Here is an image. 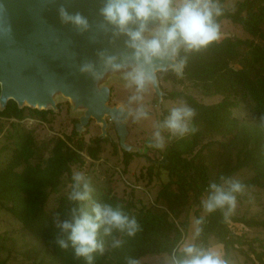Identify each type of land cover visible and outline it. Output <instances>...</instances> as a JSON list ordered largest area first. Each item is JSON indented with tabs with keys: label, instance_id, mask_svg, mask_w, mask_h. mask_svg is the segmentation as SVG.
<instances>
[{
	"label": "trees",
	"instance_id": "obj_1",
	"mask_svg": "<svg viewBox=\"0 0 264 264\" xmlns=\"http://www.w3.org/2000/svg\"><path fill=\"white\" fill-rule=\"evenodd\" d=\"M226 1L221 0L225 14L219 22L229 20L239 25L248 37L222 36L217 44L189 55L182 77L168 72L160 78L163 99L182 98L196 110L193 124L197 131L168 141L162 151L155 149L156 159L148 152L121 149L125 174L135 155L145 158L136 181L150 188L159 181L155 202L144 204L136 195V185L119 195L112 179L109 185L93 184L96 199L123 205L142 228L135 237H123L122 247L96 255L94 264H125L129 256L138 258L141 264H151L145 259L158 257L156 264H162L161 258L189 230L188 215L184 220L181 216L193 205H198L196 217L201 216V195L208 182L221 174L237 177L244 171L252 173L241 180L247 187L238 199L251 203L264 192V128L260 121L264 115V0L238 1L232 8L225 6ZM163 83H171L172 88ZM189 89L219 100L205 102ZM242 104L251 114L248 121L234 114ZM167 110L163 109L164 117ZM50 112L20 108L14 100L0 108V209L16 225L4 231V239L16 243L10 235L14 232H20L22 240L25 236L32 238L21 251L0 244V250L8 253L0 264H86L75 258L71 249L63 251L49 243L55 234L53 216L63 214L67 206V185L73 170L82 171L88 159L100 160L107 143H111L113 155L118 156L119 151L109 136L86 141L76 124L65 137L52 136L37 145L34 130L20 124L30 117L52 122ZM160 202L164 206L158 210L154 205ZM251 228L264 229V218L237 209L228 219L220 211L205 214L198 242L210 246L212 239L217 240L230 262L233 257H242L245 263L264 264V241L258 237L249 240L245 229Z\"/></svg>",
	"mask_w": 264,
	"mask_h": 264
},
{
	"label": "clouds",
	"instance_id": "obj_2",
	"mask_svg": "<svg viewBox=\"0 0 264 264\" xmlns=\"http://www.w3.org/2000/svg\"><path fill=\"white\" fill-rule=\"evenodd\" d=\"M221 0H101L98 15L101 27L110 29L114 37H124V50L118 53H97L98 63L87 61L79 72L94 81L106 74H119L125 89L130 90L126 103L115 109L112 119L133 123L148 120L150 112L146 97L159 88L161 74L172 72L182 77L189 55L217 44L222 38L219 18L224 16ZM62 24L77 32L90 30L86 16L58 9ZM161 101L163 96L161 95ZM196 110L187 101L178 99L167 115L153 126L147 148L164 150L168 141L194 134ZM123 117V121H121ZM264 128V115L260 117ZM246 185L234 176L221 174L208 182L200 198L204 214L220 211L225 219L235 212L238 196ZM92 178L81 170H73L67 185V206L53 216L55 234L49 242L60 250H72L74 257L94 264L96 255L122 247L123 237H135L142 228L137 218L123 205H113L95 198ZM205 215L191 221V237L182 238L164 256L162 264H231L224 254L199 243ZM125 264H141L129 256Z\"/></svg>",
	"mask_w": 264,
	"mask_h": 264
},
{
	"label": "water",
	"instance_id": "obj_3",
	"mask_svg": "<svg viewBox=\"0 0 264 264\" xmlns=\"http://www.w3.org/2000/svg\"><path fill=\"white\" fill-rule=\"evenodd\" d=\"M60 7L86 16L90 30L81 34L62 24ZM100 7L101 0H0V108L14 100L20 108L59 112V103L68 101L80 135L94 120L101 129L99 137L106 138L112 122L122 149L146 154V147L127 142L128 120L112 119L122 104H111V84L119 74L108 73L94 81L79 72L87 61L99 66L100 51L124 50L125 38L101 27ZM154 90L161 104L165 95L161 82Z\"/></svg>",
	"mask_w": 264,
	"mask_h": 264
},
{
	"label": "rangeland",
	"instance_id": "obj_4",
	"mask_svg": "<svg viewBox=\"0 0 264 264\" xmlns=\"http://www.w3.org/2000/svg\"><path fill=\"white\" fill-rule=\"evenodd\" d=\"M238 1L243 0H227L225 6L232 8ZM221 32L222 36H232L238 38H247L248 35L244 30L229 20H224L221 22ZM164 87L172 88V84L163 83ZM192 94H194L198 99L203 100L205 102H214L219 100V97L215 98H205L201 95L200 91L196 89H189ZM131 94L130 90L125 89L123 86V81L118 78V80H114L111 84V104L115 105L118 103H126L127 96ZM177 100L173 101L171 99H163V102L160 104L159 97L155 93V90H151L150 93L146 97V103L149 107L150 118L145 121H141L139 123H133L131 118L128 119V130L130 132L127 142L132 145H136L138 147H146L147 141L151 137V133L153 131L154 124L162 120L163 109L166 110L171 107ZM59 112L51 111L48 114V118L52 120V122H43L39 117H30L23 122H21V126H24L27 129L34 130V138L37 145L43 144L45 141L52 136H63L65 137L66 133L71 132L74 124L78 121L72 118V111L70 107V102H62L59 103ZM234 114L242 119L243 121L250 120V112L244 107L242 104L239 108L234 110ZM50 120V121H51ZM101 134L100 127L95 123V121H91L87 127V131H85L82 136L86 141H90L92 138L99 137ZM108 136L111 138L116 146L118 147V156L113 155V148L111 143L106 144V149L101 155V159L98 161H93L88 159L87 165L84 167L82 171L86 172L91 178L93 184H102L109 185L110 179H112V186L115 191L119 195H123L124 192H130L131 186L136 185V195L138 198L142 200V202L146 205H152L155 202V195L158 191L157 186L146 187L144 182H137L136 176H139L141 166L145 164V158L143 156L135 155L134 159L130 164L129 173H124V166L121 164V160L123 158L122 148L120 145V139L117 135V132L114 128V124L109 122L108 127ZM147 148V147H146ZM148 155L151 156L152 159H156L158 157V152L154 148H147ZM93 164V165H91ZM135 175V176H134ZM252 176V173L249 171H244L239 173L236 178L240 180H244ZM155 183V184H156ZM141 206V204H140ZM164 203L160 202L158 205H154L158 210L163 209ZM198 209V205H193L187 212H185L180 220H184L188 215V219L190 221V227L185 237H191V221L196 217L195 212ZM237 210H240V213L248 212L250 216H261L264 218V192H260L259 200L253 199L250 203L248 200L238 199L237 201ZM201 215H205L202 210L199 211ZM16 225L12 224L11 217L4 210L0 209V244L7 246V248L14 250H23L26 246L27 242H31L32 238L30 236H25V239H21L20 232H14L10 235L14 237L17 242H11L10 240L4 239L5 234L4 231L7 229H14ZM247 238L252 240L256 237L262 239L264 241V229L262 228H251L245 229ZM9 236V235H8ZM257 245V244H256ZM211 247L216 248L221 251L223 254V250L220 249V246L217 244V240H211ZM6 250H0V260H4L7 256ZM164 257L161 258V262ZM160 260V259H159ZM145 261L150 262L151 264H156L158 262V257L155 258H146ZM231 264H250L245 263L244 258L233 257Z\"/></svg>",
	"mask_w": 264,
	"mask_h": 264
}]
</instances>
